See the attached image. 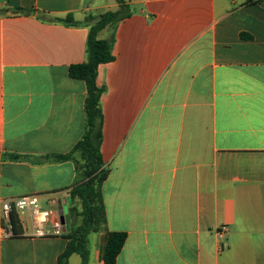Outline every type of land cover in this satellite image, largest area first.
I'll return each mask as SVG.
<instances>
[{
    "label": "crops",
    "instance_id": "crops-1",
    "mask_svg": "<svg viewBox=\"0 0 264 264\" xmlns=\"http://www.w3.org/2000/svg\"><path fill=\"white\" fill-rule=\"evenodd\" d=\"M125 3L115 60L97 77L106 227L127 234L114 264H264V0ZM117 10L0 0V264H58L65 251L69 228L34 238L28 213L6 237L1 206L35 197L70 216L77 165L55 157L86 134L87 88L69 70L86 61L88 20ZM68 15L79 25L49 21ZM105 243L89 237L88 264H106Z\"/></svg>",
    "mask_w": 264,
    "mask_h": 264
},
{
    "label": "trees",
    "instance_id": "trees-1",
    "mask_svg": "<svg viewBox=\"0 0 264 264\" xmlns=\"http://www.w3.org/2000/svg\"><path fill=\"white\" fill-rule=\"evenodd\" d=\"M253 0H248L251 3ZM119 10L108 11L96 20H88L89 35L86 46V61L70 67L71 78L85 82L87 97L85 101L87 131L84 138L67 155L57 156V161H73L77 165L79 181L69 191V213L71 228L66 234L68 240L65 251L58 259V264H70V258L78 255L81 264H88L90 258L89 237L92 234L106 232V243L102 252V259L106 264L116 263L127 239L126 233L107 232L106 211L103 203L102 184L108 178V170L101 154L103 113L101 97L105 87L97 85L98 70L100 65L111 63L115 60L113 53L116 29L118 24L128 18L125 0H116ZM17 14L29 15L31 10L17 8ZM41 13L40 18L45 19ZM49 21L60 22L66 25H79L71 15ZM106 28L111 30L108 39H100L99 34ZM14 235L21 231L18 215H11Z\"/></svg>",
    "mask_w": 264,
    "mask_h": 264
},
{
    "label": "built area",
    "instance_id": "built-area-1",
    "mask_svg": "<svg viewBox=\"0 0 264 264\" xmlns=\"http://www.w3.org/2000/svg\"><path fill=\"white\" fill-rule=\"evenodd\" d=\"M2 223L6 237L14 235L11 215L16 213L18 217L29 214L32 237L34 238H54L64 235L65 226L60 220L58 209L42 208L35 197H22L16 200L4 201L1 206ZM20 219V217H19ZM20 223L22 221L20 219ZM228 227L223 225L216 231L219 240L225 238Z\"/></svg>",
    "mask_w": 264,
    "mask_h": 264
},
{
    "label": "water",
    "instance_id": "water-1",
    "mask_svg": "<svg viewBox=\"0 0 264 264\" xmlns=\"http://www.w3.org/2000/svg\"><path fill=\"white\" fill-rule=\"evenodd\" d=\"M58 212H59L60 220H61L62 224L64 226L70 225L71 224L70 216L64 212V209H63L61 203H59Z\"/></svg>",
    "mask_w": 264,
    "mask_h": 264
},
{
    "label": "rangeland",
    "instance_id": "rangeland-1",
    "mask_svg": "<svg viewBox=\"0 0 264 264\" xmlns=\"http://www.w3.org/2000/svg\"><path fill=\"white\" fill-rule=\"evenodd\" d=\"M67 227H68L69 229L71 228L70 225H68ZM71 264H81V259H80V257L77 256V255L74 256V257L72 258Z\"/></svg>",
    "mask_w": 264,
    "mask_h": 264
}]
</instances>
